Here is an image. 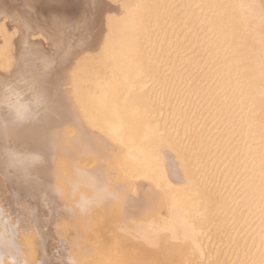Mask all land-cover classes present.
I'll return each instance as SVG.
<instances>
[{"label": "bare ground", "instance_id": "bare-ground-1", "mask_svg": "<svg viewBox=\"0 0 264 264\" xmlns=\"http://www.w3.org/2000/svg\"><path fill=\"white\" fill-rule=\"evenodd\" d=\"M0 193L22 264H264V0H0Z\"/></svg>", "mask_w": 264, "mask_h": 264}, {"label": "clouds", "instance_id": "clouds-1", "mask_svg": "<svg viewBox=\"0 0 264 264\" xmlns=\"http://www.w3.org/2000/svg\"><path fill=\"white\" fill-rule=\"evenodd\" d=\"M14 159L26 161L31 168H39L44 164V157L39 151L17 154ZM70 190L74 197L73 203L64 209L69 214L87 215L93 209L118 199V191L109 184L106 178L87 168L75 169ZM7 242L5 231H0V245ZM0 264H22L19 258V249L17 248L15 255L7 257L0 252Z\"/></svg>", "mask_w": 264, "mask_h": 264}, {"label": "rangeland", "instance_id": "rangeland-1", "mask_svg": "<svg viewBox=\"0 0 264 264\" xmlns=\"http://www.w3.org/2000/svg\"><path fill=\"white\" fill-rule=\"evenodd\" d=\"M8 197L10 198V194H11V188L8 187ZM1 196V201L4 205V207L9 210L10 216L13 217V219L15 220L16 218H21V214H20V209H17L18 206L14 205L13 203L10 202V199L7 198H3L2 193H0ZM47 254H49V256H57L56 254L58 253V251H60V246L57 245V239L56 236L53 234H50L48 241H47Z\"/></svg>", "mask_w": 264, "mask_h": 264}]
</instances>
